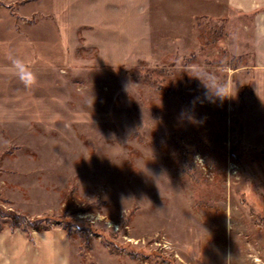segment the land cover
<instances>
[{
    "label": "rangeland",
    "instance_id": "obj_1",
    "mask_svg": "<svg viewBox=\"0 0 264 264\" xmlns=\"http://www.w3.org/2000/svg\"><path fill=\"white\" fill-rule=\"evenodd\" d=\"M260 14L0 0V264H50L45 240L70 264H264ZM199 68L235 98L212 102Z\"/></svg>",
    "mask_w": 264,
    "mask_h": 264
},
{
    "label": "clouds",
    "instance_id": "obj_2",
    "mask_svg": "<svg viewBox=\"0 0 264 264\" xmlns=\"http://www.w3.org/2000/svg\"><path fill=\"white\" fill-rule=\"evenodd\" d=\"M14 67L17 71L18 78L26 88H33L37 83V76L31 70V67L24 63L21 59L13 60ZM191 77L197 79L206 89V96L214 102L219 99L221 102L226 99H233L236 96V86L231 81L220 79L215 73L210 72L206 68H199ZM8 144L9 141H4ZM47 250L51 253L50 264H70L68 256H60L55 252L51 241H44ZM229 259L227 264H229Z\"/></svg>",
    "mask_w": 264,
    "mask_h": 264
},
{
    "label": "crops",
    "instance_id": "obj_3",
    "mask_svg": "<svg viewBox=\"0 0 264 264\" xmlns=\"http://www.w3.org/2000/svg\"><path fill=\"white\" fill-rule=\"evenodd\" d=\"M230 3L234 5L236 8L240 6L241 9H249L250 11H252L258 9L262 5V3H264V0H230ZM257 3H259L260 5ZM260 15L261 16L259 17L258 20H260L261 26L257 25L258 26L257 34L261 41V46L259 48L260 51L259 62L262 66H264V14H260Z\"/></svg>",
    "mask_w": 264,
    "mask_h": 264
},
{
    "label": "trees",
    "instance_id": "obj_4",
    "mask_svg": "<svg viewBox=\"0 0 264 264\" xmlns=\"http://www.w3.org/2000/svg\"><path fill=\"white\" fill-rule=\"evenodd\" d=\"M1 217L9 218L12 225L21 227L24 230L29 229V228L30 229L36 228L43 222L40 220L29 221L27 218L20 216L18 214H14L10 211L6 215L2 214ZM129 257L134 259V258H136V254L135 253H129Z\"/></svg>",
    "mask_w": 264,
    "mask_h": 264
},
{
    "label": "bare ground",
    "instance_id": "obj_5",
    "mask_svg": "<svg viewBox=\"0 0 264 264\" xmlns=\"http://www.w3.org/2000/svg\"><path fill=\"white\" fill-rule=\"evenodd\" d=\"M257 25L261 26L260 20H258V23H257Z\"/></svg>",
    "mask_w": 264,
    "mask_h": 264
}]
</instances>
